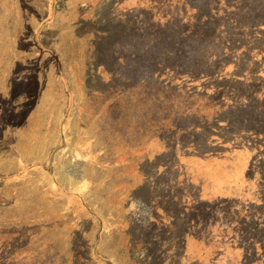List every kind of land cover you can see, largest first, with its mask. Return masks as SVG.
I'll use <instances>...</instances> for the list:
<instances>
[{
    "label": "rangeland",
    "instance_id": "1",
    "mask_svg": "<svg viewBox=\"0 0 264 264\" xmlns=\"http://www.w3.org/2000/svg\"><path fill=\"white\" fill-rule=\"evenodd\" d=\"M55 1L0 0V258L264 264V207L185 171L243 136L263 84L226 49L240 3Z\"/></svg>",
    "mask_w": 264,
    "mask_h": 264
},
{
    "label": "trees",
    "instance_id": "2",
    "mask_svg": "<svg viewBox=\"0 0 264 264\" xmlns=\"http://www.w3.org/2000/svg\"><path fill=\"white\" fill-rule=\"evenodd\" d=\"M230 1L240 3V6L237 9L233 8L234 13L228 14L227 28L234 46L226 49L233 50L235 53L244 49L246 45L249 49L244 50L243 55L245 58L234 70L239 71L247 67L249 69L256 67L253 72L259 74L258 77L263 80V84L261 90L257 91L255 96L251 94L246 97L243 102L245 104L240 107V112L246 115V129L242 132L243 136L239 134V139H237V136L230 137V141L220 144L221 155H192L185 171L193 176L196 174L202 175V193L204 194L210 193L206 190L215 186L211 177L217 173L218 169L221 170L223 180L228 179L227 182L218 186L222 197L238 199L240 205L237 209L240 216L246 217L252 215L253 205L264 207V143L261 141L259 143L255 142L256 139H262L264 135V0ZM48 2L49 6L53 7L56 1L48 0ZM231 22H233V25H231ZM210 27L211 24L206 29ZM245 89L249 91L248 86ZM247 136L251 141H254L253 145L250 140L249 143L238 145L240 138H247ZM208 146L213 147V143H208ZM209 173L212 175L211 177ZM226 175L227 178L225 179ZM184 176L186 177V175ZM187 182L190 181L187 179ZM191 182H193V179ZM257 216L260 218L255 219L264 223V210L258 211ZM19 252L20 250L18 254L21 255ZM96 259L101 263L113 264L112 260L107 257L96 255ZM21 262L27 261H16L10 256L0 258V264H21Z\"/></svg>",
    "mask_w": 264,
    "mask_h": 264
}]
</instances>
